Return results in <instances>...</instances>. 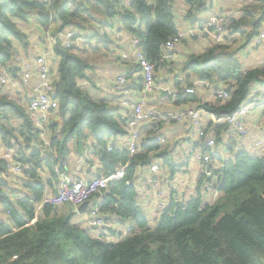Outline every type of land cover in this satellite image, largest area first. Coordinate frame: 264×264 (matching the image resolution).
<instances>
[{"label": "trees", "instance_id": "trees-1", "mask_svg": "<svg viewBox=\"0 0 264 264\" xmlns=\"http://www.w3.org/2000/svg\"><path fill=\"white\" fill-rule=\"evenodd\" d=\"M206 1L186 0L190 8L187 21H200L197 15L208 9L202 5ZM242 1L240 15L228 17L227 31L230 37H245L249 44L264 27V0ZM173 4V0H130V5L126 0H58L53 5L47 0H0V75L6 69L11 78L20 77L16 55L30 58L29 38L21 23L28 24L34 17L43 27L51 25L53 34L74 29L86 43L95 40L104 48L112 43V33L127 30L139 38L145 57L156 70L165 69L164 45L178 29ZM89 46L83 53L95 48ZM59 48L67 57L55 51L60 121L49 126V149L39 143V131L27 106L0 85V138L4 143L21 140L20 161L32 167L15 185L7 176L8 163L0 159V209L5 217L0 224V264H264V155L236 152L218 172L221 196L215 202L203 200L207 177L202 175L195 197L187 202L172 197L160 219L151 222L139 206L140 195L134 185L137 171L155 155L165 165H172L169 147L145 138L140 153L131 157L125 148L112 143V139L128 136V120L119 108L111 107L105 99L92 98L80 85L93 68L88 56L78 54L82 51L74 47L59 44ZM235 56L230 46L212 43L182 68L184 74L190 72L213 87L230 85L229 100L201 106L216 117L239 110L255 87L264 90V66L243 68ZM178 77L176 84L181 86ZM188 80L186 77L183 82L189 85ZM177 90L174 99L178 104L198 103L195 96L183 98L181 88ZM211 123L220 144L227 126ZM234 146L228 148L234 151ZM72 147L79 156L90 150L98 158V171L91 179L127 166L123 180L112 181L91 201L94 204L100 198L101 214L107 222L129 223L126 236L111 229L109 236L117 239H109L100 229L78 220L82 215L68 205H44L37 214L36 206L45 198L48 186L59 182L63 169L57 172L56 168L70 160ZM197 147L201 153H211ZM86 162L92 165L93 159ZM45 171L47 179L42 177Z\"/></svg>", "mask_w": 264, "mask_h": 264}, {"label": "built area", "instance_id": "built-area-1", "mask_svg": "<svg viewBox=\"0 0 264 264\" xmlns=\"http://www.w3.org/2000/svg\"><path fill=\"white\" fill-rule=\"evenodd\" d=\"M58 0H47V2L53 5ZM126 4L130 5V0H126ZM229 26V19L222 14H216L211 16L206 23L197 26L194 29H190L183 33H177V35L171 38L164 45V53L170 52L176 48V46L185 38H194L198 35L206 36L212 39L215 44H222L227 28ZM45 39H46V53L40 56H31V59H26L24 55H16L15 65H18L21 69V75L17 79H13L9 76L6 69L3 70V74L0 75V85L5 87L7 91L15 95H22L27 89H30L32 93L28 96H23L26 102L27 111L30 115L32 122L39 131V143L45 147L50 146L51 131L49 126L54 123L56 119V113L59 110V102L56 99V47L59 44L66 48H76L79 42H85L79 36V32L74 29H69L62 33L53 34V27H44ZM78 37L76 40H74ZM80 37V38H79ZM94 41H92L93 43ZM252 43L256 47L264 46V30H262L258 36H256ZM133 45L136 48L135 63L137 64L143 82V95L148 97L159 88L156 84V66L153 65L146 57L140 46V41L137 37L133 38ZM55 58V59H54ZM54 61V62H53ZM55 66V67H54ZM129 84L126 76H121L111 87V93L114 95L129 96L132 95V90L129 88ZM161 90V91H160ZM169 96L175 98L178 95L176 90L159 89L160 92L165 91ZM212 99L215 101L226 102L230 99V85L222 83L215 87L210 88ZM192 90L187 89L182 91V97L186 98ZM199 104L197 107L187 110L183 113L176 112H162L158 109L148 108L145 109L144 102L136 103L129 99L124 101V106L130 110V117L128 118V130L129 134L124 138V144L131 157L139 154L141 151L142 142L146 138L142 131V127L153 123L155 121L171 122H187L192 121L194 125L200 124L204 117H210L215 125L222 124L227 126L226 134L229 135V141L225 146H234V151L226 157L218 156L217 139L214 137L206 138L205 134L200 135L198 145L211 150V153H201L197 155V160L200 162L202 175L207 177L205 182V190L209 192V195L213 196L216 200L220 195L219 181L220 176L218 172H221L226 164L234 158L236 152L240 150H246L254 156L264 155V138H256V140L248 145H244L241 141L247 139L251 134L250 118L255 114L259 108H264V90L258 92L252 91L249 98L242 104L239 110L235 113L216 117L214 114L208 113ZM149 138H153L158 145L164 146L168 143L164 136L159 134H152ZM23 145L21 140L12 139L9 143H2L0 148V159L5 160L8 163L7 176L10 181L15 185H19L15 181L17 178L22 177L23 173L32 169L31 166L23 165L20 161V153ZM112 150V147L109 148ZM156 155L150 157L152 163L150 166V177L144 181L142 185H139L136 190L141 196L145 198H151V200L157 205L155 206L154 213L152 215L151 222H155L160 219L164 210L168 208L167 199L162 194L164 188V179L161 177V164L157 163ZM221 157V158H220ZM155 160V162H154ZM127 171V166H121L119 170L109 176L96 177L92 180H76L73 181L70 174L63 172L60 174V179L56 187L55 192L47 191L43 201L36 206L37 214H40L44 205H50L54 208H59L65 205L74 207L77 211L79 207L85 202H91L97 194L105 191L112 181L123 180ZM30 177V175H27ZM14 179V180H13ZM101 200L100 198L90 206V209L81 215L87 225H91L102 231V234L106 235L109 239L116 240L114 236H109V230L114 229L122 236H126L128 233V226L125 227L127 231L123 232V224H114L107 222L101 214ZM5 222L4 214L0 211V224ZM17 257H14L16 259Z\"/></svg>", "mask_w": 264, "mask_h": 264}, {"label": "crops", "instance_id": "crops-1", "mask_svg": "<svg viewBox=\"0 0 264 264\" xmlns=\"http://www.w3.org/2000/svg\"><path fill=\"white\" fill-rule=\"evenodd\" d=\"M173 3L174 4L172 7L176 16L175 21L178 28L177 33H183L202 25L203 23H206L211 16L216 14H222L229 18L239 16L245 2H243L242 0H207L202 5L207 6L208 9L205 11H201L197 15L198 20L200 21L196 24H191L185 18L188 10L190 9L186 0H173ZM21 28L28 35L30 43L28 51L30 58L27 56H25V58L31 59V56H40L46 53L47 48L44 31L45 28L39 24L36 18H32V20L28 24L21 23ZM262 30H264V27ZM112 34L113 35L110 36L112 43L108 46V48H104L102 45H96L97 41L95 40L93 43H86V41L79 42L76 46L77 51H82V53L78 52V54L88 56L89 61L93 67L87 73V78L83 79L80 83L82 88L85 89L92 98L107 100L111 107L119 108V113L127 120L131 115L130 110L124 106V101L127 99L135 101L136 103L144 102L145 109L153 108L158 109L162 112L170 111L176 113H183L187 110L197 107V105L202 103L211 104L215 102V100L212 99V95L210 92V88L213 87L211 84L199 81L190 72H186L184 74L182 71L184 64L191 56H196L204 53L206 48L214 43L211 38L201 35H198L194 38L188 37L183 39L174 50L165 52L163 54V59L167 62L165 64V69L156 70V84L158 88L176 90L177 92V89L179 88H181L182 91L190 89L193 91V93H190L188 96H195L199 103L178 104V102L174 98H171L167 95L166 90L161 93V90L159 91L158 89L148 97H145L143 95L142 76L137 64L135 63L136 48L133 45V38L136 36H132L129 31L124 29H120L119 32H114ZM87 44H92L93 48H95L93 50L88 48L89 51L83 53L85 51L84 49H86L85 47L89 46ZM222 44H226L230 46L232 51H236L235 57L236 59L241 60L243 68L248 69L264 66V46L256 47L252 42L248 44L245 37L242 38L239 35L230 37L228 31H226L225 39ZM171 69H173L176 74H174V72H171ZM121 76H126L128 84L130 86L129 88L132 90V95L130 94L126 97L122 95H114L113 93H111L112 85ZM176 76H179L178 81H180L179 83L182 82L181 86L176 84ZM186 77H189V85L183 82ZM220 84L221 83H218L217 85ZM260 90L262 89L255 87L253 91L258 92ZM31 93L32 91L30 89H27L22 95H16V97L20 99L22 105H26L23 96H29ZM249 120L251 125V134L247 139L241 141L244 145H248L252 141L254 142L256 138H264V108H259L258 111L253 114ZM58 121H60V117L58 113H56V119L54 122ZM211 122V118L207 116H205L203 121L198 125H194L192 121H187L184 123H167L165 121L159 120L150 124L147 123V125L142 127V131L146 138H149L153 133L159 134L160 136L163 135L166 139V142L168 143L163 147L171 148L170 152H172L177 149V147L173 148V143L180 137L188 136L190 139L191 136H193L198 138L199 142L201 138L200 135L204 136V134L207 133L206 138L214 137L217 139L216 131L214 130L215 127L210 126L212 124ZM147 133L150 135L147 136ZM222 140L226 144L229 141V135H223ZM111 142L116 144V146L125 148L127 150L124 144V138H119L117 140L112 139ZM2 143L3 141L0 138V148ZM89 144L91 143L89 142ZM49 147L45 148L49 149ZM231 153L232 151L224 144L220 143L218 145L216 153L218 156L226 157ZM198 154H201V150L197 147L194 150L190 151L192 161L182 163H178L172 156L171 158L175 166L172 175L173 177H169V180L167 177L168 170H163L161 165V177L164 179V188L162 194L165 196V199H167L168 204L171 202L172 197L175 198L178 202H187L192 197H195L197 195V185L202 178L201 165L197 160ZM150 157L149 159H151ZM87 158L93 159L92 165L86 162ZM193 158H195V160H193ZM146 161H148V159L144 162L147 166L141 165L140 167H138L137 181L134 184L135 187L142 185L144 181H146L150 177V166L152 162L150 164H147ZM99 163L100 162L98 158L93 155L92 151L86 150L82 156H79L77 155L75 149L72 147L70 160H68V162L62 161L57 166L56 171L60 172L61 169H63L60 174L63 172L70 174L73 181L81 179L92 180L91 178L95 177L97 174ZM157 163L159 164V162ZM42 174V177H45L46 179L49 176L47 171L43 172ZM17 179L18 180H16L15 182L21 183V179L24 178L22 176ZM53 185V187L48 186V191H56L58 183ZM202 194L204 196L203 200L205 203L211 204L212 202L216 201L210 200L209 192H207L206 190L202 191ZM90 203V205L92 206L93 203ZM139 206L142 208L146 217H148L149 220H152L151 218L154 213L155 206L157 207V205L151 200V198H145L144 196L140 195ZM83 216L84 215H82L78 220L82 221ZM125 227L129 228V223L123 224V229H125Z\"/></svg>", "mask_w": 264, "mask_h": 264}, {"label": "rangeland", "instance_id": "rangeland-1", "mask_svg": "<svg viewBox=\"0 0 264 264\" xmlns=\"http://www.w3.org/2000/svg\"><path fill=\"white\" fill-rule=\"evenodd\" d=\"M263 137H264V135H263ZM197 143H198V138L191 136L190 139L185 140V141L181 142L180 144H178L176 146L177 147L176 150L170 152L171 151V148H169V154H170L171 157L173 156L178 163L188 162V161L191 162L192 161V159H191L192 156L190 155V151L195 149V146L197 145ZM178 157H181V158H178ZM156 159H157V162H159L162 165V169L163 170H165V171L168 170V174H167L168 175L167 176L168 177V180H169V177L172 178L173 177L172 175H173V171H174V166L175 165L174 164H172V165H165V163H163L164 160L161 157H156ZM193 160H195V158H193ZM209 197H210V200L214 201L212 195H210ZM0 211H2V210H0ZM124 231H127V230L126 229H123V232Z\"/></svg>", "mask_w": 264, "mask_h": 264}, {"label": "water", "instance_id": "water-1", "mask_svg": "<svg viewBox=\"0 0 264 264\" xmlns=\"http://www.w3.org/2000/svg\"><path fill=\"white\" fill-rule=\"evenodd\" d=\"M57 52H60L62 54H64L67 57V54L65 52V50L60 49L59 47L55 48ZM168 95V93H167ZM189 137L185 136V137H180L179 139H177L174 143H173V148H175L178 144H180L181 142H183L184 140H188ZM152 162V159H148V161H146L147 164H150ZM90 202H85L84 204H82L79 209H78V213L79 214H84L86 213L89 209H90Z\"/></svg>", "mask_w": 264, "mask_h": 264}, {"label": "clouds", "instance_id": "clouds-1", "mask_svg": "<svg viewBox=\"0 0 264 264\" xmlns=\"http://www.w3.org/2000/svg\"><path fill=\"white\" fill-rule=\"evenodd\" d=\"M161 93H163V91L161 92ZM167 93V92H166ZM169 96V95H168ZM169 97H171V96H169Z\"/></svg>", "mask_w": 264, "mask_h": 264}, {"label": "bare ground", "instance_id": "bare-ground-1", "mask_svg": "<svg viewBox=\"0 0 264 264\" xmlns=\"http://www.w3.org/2000/svg\"><path fill=\"white\" fill-rule=\"evenodd\" d=\"M125 178V177H124Z\"/></svg>", "mask_w": 264, "mask_h": 264}]
</instances>
